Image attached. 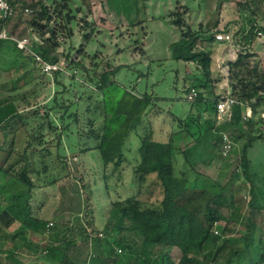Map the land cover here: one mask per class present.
<instances>
[{
	"label": "trees",
	"instance_id": "obj_1",
	"mask_svg": "<svg viewBox=\"0 0 264 264\" xmlns=\"http://www.w3.org/2000/svg\"><path fill=\"white\" fill-rule=\"evenodd\" d=\"M127 1L138 10L137 0L117 1L114 10L131 15L125 10L130 8ZM10 2L16 13L0 21V28H7L16 15L21 19L29 9L25 21L31 37L27 46L44 61H63L66 68L52 75L54 91L42 105L34 106L23 96L19 100L25 108L21 110L11 95L17 85L0 92V233L19 224L14 239L21 238L39 250L44 263L264 264V240L258 236L264 184L256 188L253 183L256 176L264 178V169L253 168L250 158L256 144L264 142V70L256 54L244 49L228 64L227 80L236 104L231 118L217 124L219 96L213 85L221 80L214 78L211 54L196 45L202 35L214 41L215 33L229 29L221 30L215 22L212 27L200 25L194 30L185 19L192 6L171 13L180 36L169 46L170 60L193 63L201 70V77L189 78L185 84L186 93L195 88L198 95L194 101L187 100L190 109L185 116L173 115L176 129L168 141H155L151 127L143 128L133 166L132 185L137 190L121 199L109 182L119 180L123 165L131 162V136L150 115L151 104L159 100L146 90L138 93L130 88L145 76L142 64L136 68L135 64L114 65L113 58L100 57L98 50L87 52L94 44L97 26L88 21L83 0ZM263 4L264 0H245L241 8L250 12L254 23L264 15ZM80 22L85 30L89 28L82 36L83 44L75 50L70 43L67 50L59 52L67 41L72 42L73 26ZM248 29L247 44L251 45L256 34L254 28ZM257 30L264 34V28ZM0 51L22 56L10 41L0 40ZM118 75L120 82L115 79ZM247 108L252 112L249 118H245ZM226 132L234 141L244 142L237 153L233 149L224 159L227 162L233 157L231 171L223 179H213L196 167L204 153L211 159L221 156L222 134ZM183 135L194 142L176 152L174 142ZM83 154L98 164L92 185L72 162V157ZM67 178L79 179L82 189L90 190L88 200L91 190L99 193L107 213L104 233L95 229L92 220L87 226L52 222L49 227L51 222L38 215L41 202L36 203V191ZM246 185L247 204L244 198L229 195L237 186ZM228 210L230 215L225 213ZM233 220L243 229L232 234L229 226ZM221 223H225L222 229ZM173 249L179 252L177 262L171 256ZM8 258L16 262L14 254Z\"/></svg>",
	"mask_w": 264,
	"mask_h": 264
},
{
	"label": "rangeland",
	"instance_id": "obj_2",
	"mask_svg": "<svg viewBox=\"0 0 264 264\" xmlns=\"http://www.w3.org/2000/svg\"><path fill=\"white\" fill-rule=\"evenodd\" d=\"M83 1L89 13L88 21L97 26L94 44L87 47V52L98 50L100 57L113 58L114 65L130 64L133 66L135 64L136 66L133 68H136L140 67L141 63L145 76L142 77L140 84L134 82L130 88L138 93L146 90L149 94L159 98L157 102L154 101L151 104L153 109L138 128L137 133L131 136L130 152L128 153L131 162L123 165L119 180L115 178L109 182L111 186L116 187L117 195L121 199H125L137 190V187L132 185L133 166L137 164L136 148H138L139 135L141 136L143 128L151 127L155 141H168L170 134L174 133L176 129L172 125L173 115L185 116L190 109V103L187 101L186 81L189 78L201 77V70L195 64L177 63L170 60L172 53L169 46L177 41L180 36L178 28L173 23V17L170 16L171 13L178 10L182 11L181 6L186 5L190 9L192 6L193 8L185 16V19L194 30H198L200 25L212 27L215 22H218L221 30L228 28L232 33L233 41L228 44L216 43L211 36L207 38V36L202 35L196 45L199 50L209 52L212 56L214 78L221 80L213 85V92L219 97L230 95L227 80L228 64L234 62L242 50L246 49L256 54L264 70V57L260 55L264 52V41L260 40L262 37L258 38L256 35L252 44H247L248 28H254L255 34L257 29L264 28V15H259L260 17L254 23L250 22V12L241 8L245 0H199L200 2L198 0H137L139 11H134L133 3L127 1L125 3H129L130 8L125 7V10H128L131 15L119 14L118 11L117 13L114 10L116 9V2L120 0ZM19 9L23 11L22 8ZM24 14L26 15L21 19L16 15L13 21L8 24L7 30L8 32L13 30V33L10 32L13 36L28 43L31 37L26 29L25 20L28 13L25 12ZM255 24L256 26H254ZM246 25L248 27L244 29L245 32L241 31ZM73 27L72 42L67 41L65 46L59 48V52L63 49L67 50L70 43L75 50H78L79 46L83 44L82 36L84 32L89 31V28L85 30L82 22ZM213 31L215 30L213 29ZM136 41H139L138 47H136ZM124 48L128 50L126 53L121 52ZM140 50H144L145 54H141ZM73 56H75V52ZM61 63L66 68V64L63 61ZM84 64L90 65L88 60H84ZM119 76L115 79L120 82ZM51 77L44 76L42 70L24 53L21 57L16 58L14 54L5 53L4 55L0 51V92L3 89L11 88L12 85H17L18 89L11 95L15 97L21 110L25 108L19 100L23 96L28 98L34 106L42 105L44 101L49 99L54 91V83ZM64 82L68 84V79H64ZM230 136L235 143L233 149L237 153L244 141H234L233 135L230 134ZM193 142L185 135L179 137L174 142L176 152L184 150L187 145L192 146ZM231 158L233 159V157ZM250 158L253 168L264 169V142L256 144L250 153ZM224 159L221 156L211 159L209 155L204 153L203 159L198 163L196 169L213 179H223L233 166L232 159L227 162ZM205 161H208L207 164ZM72 162L78 164L79 175L92 185L97 178L96 169L98 168L94 158L83 154L76 159L72 157ZM253 183L258 188L264 184V178L259 179L256 176L253 178ZM91 191L90 200H88L90 190L82 189L79 179H62L54 187L36 191V198H38L36 203L41 202L38 215L54 224L68 222L74 225L87 226L92 220L95 229L104 233L107 219L106 209L100 202L99 193ZM248 193L249 185H246L237 186L236 192H231L229 195L232 197L240 196V198H244L247 204L250 198ZM117 195H113V197L116 198ZM231 212V210L225 211L226 215H230ZM18 226L19 224H15L6 232L0 233L2 236L0 237V264H54L52 262L44 263V257L39 254V250L29 246L28 242L21 238L14 239L13 235ZM220 226L219 228L222 229L225 223H221ZM229 228L232 234L243 229L236 220H233ZM259 228L261 231L258 236L264 240V213L261 215ZM91 229L92 227L89 230ZM10 254H14L16 262L8 258ZM178 255L177 249H173L171 256L174 262L178 261Z\"/></svg>",
	"mask_w": 264,
	"mask_h": 264
},
{
	"label": "built area",
	"instance_id": "obj_3",
	"mask_svg": "<svg viewBox=\"0 0 264 264\" xmlns=\"http://www.w3.org/2000/svg\"><path fill=\"white\" fill-rule=\"evenodd\" d=\"M26 13H30L29 9H25ZM16 13L15 7L11 4L10 0H0V21H6L7 19L13 17ZM260 16L255 18L258 19ZM264 17V16H263ZM256 26V24L254 25ZM256 35L258 38L263 39L264 34L262 32L256 31ZM233 35L230 31H221L214 34V39L216 43H230L233 41ZM0 40L14 42L17 49L24 53L28 58H30L36 66H38L43 74L47 76H52L55 72L62 71L65 68L62 63H50L44 61L37 53L29 49L26 43L23 40L18 39L13 36L12 33L8 32L7 28H0ZM198 92L195 88H192L187 93V100L194 101L197 98ZM236 104V100L231 97V95L220 96L216 103L215 108V118L217 124H222L231 118L233 113V106ZM252 112L250 108H247L245 113V118L251 117ZM264 118V114L262 115ZM234 142L231 136L227 133L222 134L221 140V157L226 158L233 150ZM53 223L49 224L51 227ZM101 235V234H100Z\"/></svg>",
	"mask_w": 264,
	"mask_h": 264
},
{
	"label": "crops",
	"instance_id": "obj_4",
	"mask_svg": "<svg viewBox=\"0 0 264 264\" xmlns=\"http://www.w3.org/2000/svg\"><path fill=\"white\" fill-rule=\"evenodd\" d=\"M248 27V26H247ZM221 29V28H220ZM224 29V28H223ZM243 30V32H245L244 31V29H246V27L244 26V28H242ZM260 40H262V41H264V39H260ZM262 41H259L260 43L262 42ZM215 42V41H214ZM260 55H262V57H264V52L263 53H261ZM215 56V55H214ZM214 56H213V58H214Z\"/></svg>",
	"mask_w": 264,
	"mask_h": 264
}]
</instances>
